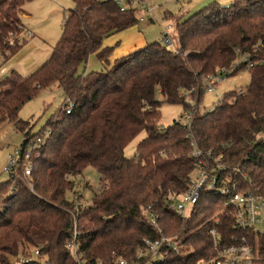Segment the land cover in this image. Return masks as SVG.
Wrapping results in <instances>:
<instances>
[{
  "label": "trees",
  "instance_id": "obj_1",
  "mask_svg": "<svg viewBox=\"0 0 264 264\" xmlns=\"http://www.w3.org/2000/svg\"><path fill=\"white\" fill-rule=\"evenodd\" d=\"M27 1L0 0L2 54L13 48L12 35L27 31L22 19ZM72 2L50 58L25 77L12 70L0 79V122H11L25 135L15 168L0 182V264H12L11 257L20 253L31 254L30 248L39 249V257L52 264H77L69 246L75 229L78 254L86 264L134 259L146 238L161 233L181 242L164 264H195L215 251L208 231L225 197L203 189L191 216L184 219L173 210L170 202L190 188L198 166L192 139L210 163L219 158L220 163L241 166L252 188L264 193V64L232 65L244 54L252 59L264 55V0H234L229 6L212 1L189 17L177 18L176 49L155 40L114 62L113 49L103 42L139 25L143 17L137 8L123 9L116 0ZM14 37L19 51L27 40ZM93 53L106 70L80 73ZM222 68L227 77L249 69L246 92H227L213 110L197 111L191 130L176 120L161 129L162 103L190 109L186 96L202 99L203 78ZM54 84L63 89L66 103L47 122L51 137L40 147L44 156L33 167L30 188L15 175L24 176L29 142L43 131L32 133L20 111ZM142 132L146 136L135 155H126L125 148ZM89 166L100 173L101 188L84 206L82 195L69 200L67 193L75 187L73 178ZM14 183L12 194L9 189L2 193ZM151 213L162 232L151 223ZM218 217L223 243L248 234L234 229L229 211Z\"/></svg>",
  "mask_w": 264,
  "mask_h": 264
},
{
  "label": "rangeland",
  "instance_id": "obj_2",
  "mask_svg": "<svg viewBox=\"0 0 264 264\" xmlns=\"http://www.w3.org/2000/svg\"><path fill=\"white\" fill-rule=\"evenodd\" d=\"M212 1L217 0H150L153 6L152 12H147L146 8L141 7L137 9L139 17H143L140 21L148 31V40L163 41L164 26L173 23L180 16L189 17L198 10L202 9ZM234 0L217 1L224 6H229ZM72 0H30L24 5V12L22 19L27 27L24 33H16L27 42L23 47L17 51L15 46V35H12L11 45L12 49L7 54L0 52V79L5 78L12 70H16L22 77H25L35 71L38 67L43 65L51 56L54 47L57 45L63 34V25L65 17L69 13V9L73 7ZM137 8L136 6H133ZM182 14V15H181ZM172 24V25H173ZM147 33V32H146ZM169 33L175 39L174 27L169 29ZM14 37V38H13ZM23 40V42H24ZM168 44V43H167ZM15 47V48H14ZM171 49H176L174 43L168 44ZM7 60H4V58ZM99 59L93 55L91 60L79 67V72L87 73L101 71ZM106 70V69H105ZM250 83V70L242 69L236 75L228 76L221 82L217 83L214 90L209 92L204 90L202 99L197 100L196 97L187 95L186 100L190 102L196 101L198 112L204 113L211 111L215 106L224 99L227 92L233 91L237 95V89L245 88ZM205 88V86H204ZM160 100L162 95H158ZM229 98V96H228ZM233 99V98H230ZM66 103V96L63 89L54 84L49 88L42 89L36 97L27 102L20 111V117L28 120L31 124V132L39 133L41 130L49 129L47 122L56 112ZM189 103V102H188ZM190 104V103H189ZM192 105L190 104V108ZM162 117L160 119V127L168 126L175 120H186L184 115L185 109L181 104L162 103L161 105ZM146 133L142 132L125 148V153L128 156H134L137 145L145 138ZM25 139L22 131H19L9 121L0 122V182L9 179L10 174L6 172L9 162V157L17 148L21 147ZM46 145V144H45ZM44 156V151L37 148L33 151L34 166H38L39 159ZM196 175V171L192 176ZM16 180H20L24 185L32 188L33 171L29 177L23 176L22 172L15 175ZM75 187L68 191L67 197L73 200L79 195H82L80 203L84 206H89L92 203V198L95 192L101 188V175L92 166H89L81 175L75 176ZM10 192H9V190ZM16 185L5 187L2 193L7 191V194L13 192ZM34 248H30L29 252L33 254ZM22 254V253H20ZM15 258L11 257V263Z\"/></svg>",
  "mask_w": 264,
  "mask_h": 264
},
{
  "label": "built area",
  "instance_id": "obj_3",
  "mask_svg": "<svg viewBox=\"0 0 264 264\" xmlns=\"http://www.w3.org/2000/svg\"><path fill=\"white\" fill-rule=\"evenodd\" d=\"M122 8H131L133 6L144 7L147 12L153 11L150 0H116ZM173 28L172 24L164 26L163 42L166 44L175 43L169 29ZM1 62V57H0ZM264 64V55H255L254 59L249 58L247 54L239 56L234 62V68ZM228 70L226 68L219 69L214 74H209L203 78V86L209 92L214 90V86L227 77ZM246 92L245 88L237 89V95ZM188 102L192 107L185 110L184 116L186 120H176L181 122L182 126L191 130L192 119L198 110L196 101ZM73 105L70 104L67 112H71ZM166 126H161V129ZM52 128L46 129L42 133L37 134L30 142L26 152L28 159L24 165V175L29 177L32 173L34 163L32 160L33 151L42 147L50 139ZM193 146L192 156L198 160L196 175L193 176L190 188L173 198L170 202L173 210L182 218L186 219L191 216L195 204L198 202L201 191L208 189L219 192L225 197L220 210L212 216V225L209 228V236L211 237L213 247L215 249L208 257L199 259L195 264H264V193L260 190L252 188L250 181L248 182L247 172L239 165L232 166L230 164L220 163L219 158H215L212 164L206 158L204 152L197 145L195 138L191 142ZM210 154V153H209ZM20 148H17L9 157L6 172L11 175L15 168ZM77 198V197H76ZM229 211L233 217V226L237 231L244 230L248 234L234 235L227 243H223L220 228L219 214ZM151 223L156 226L158 231L162 229L158 223L157 216L151 213ZM76 228V220H75ZM77 231L73 235V240L69 244L72 253L76 257L77 264H86L78 254V242H76ZM181 248V242L175 237L161 233L157 238H146L143 248L139 249L136 258H117L112 264H164L167 254L171 251L178 252ZM40 250L34 249L32 255L19 254L14 257L12 264H52L47 258H40Z\"/></svg>",
  "mask_w": 264,
  "mask_h": 264
},
{
  "label": "crops",
  "instance_id": "obj_4",
  "mask_svg": "<svg viewBox=\"0 0 264 264\" xmlns=\"http://www.w3.org/2000/svg\"><path fill=\"white\" fill-rule=\"evenodd\" d=\"M217 1L226 2L227 0H217ZM170 24H173V23H170ZM147 34H148V31L145 28V26H143L142 24L141 25L139 24V25L132 26L130 28H127L126 30H123L121 32L115 33L107 37L103 42V46L110 47L113 49L110 55V61L114 62L118 58H121L136 50L143 48L147 43L150 42L147 38ZM174 44L175 45L177 44L176 39H175ZM93 55H95L99 59L97 54L93 53L92 55H90L88 61L91 60V57H93ZM98 61L102 68L101 71H104L105 70L104 64L102 63L100 59ZM83 73H86V72L84 71Z\"/></svg>",
  "mask_w": 264,
  "mask_h": 264
}]
</instances>
